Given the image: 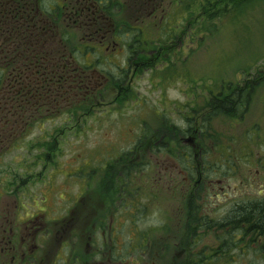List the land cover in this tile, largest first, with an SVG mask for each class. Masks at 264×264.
Here are the masks:
<instances>
[{
  "label": "rangeland",
  "instance_id": "rangeland-1",
  "mask_svg": "<svg viewBox=\"0 0 264 264\" xmlns=\"http://www.w3.org/2000/svg\"><path fill=\"white\" fill-rule=\"evenodd\" d=\"M118 2L120 6L114 9L112 23L124 32L128 28V17L132 15L129 7L133 10L134 4L129 0ZM164 2L155 17L149 18L145 13L140 20L139 27L145 31L149 46L144 60L133 69V73L126 63L129 54L126 39L120 38L115 46L110 36L112 27L107 25L109 39L100 51L91 52L90 63H86L81 50L75 54L76 62H72L76 66H91L86 75H93L91 84L96 89L92 91L89 84L90 88L80 100L88 98L84 94L94 93L95 105H76V100H71L70 106L74 107L59 108L60 112H54L49 120L34 122L31 132L9 137L10 141L4 145L8 148L0 158V262L33 264L32 258H43V264H48L62 257V249L66 247L65 256H69L71 263L75 258H82L91 264L97 253L104 262L106 257L113 256L129 264L137 261V264H144L142 252L136 250L133 255L140 260L129 254L128 246L133 237L141 242L144 236H148L146 239L156 251L163 243L174 244L178 226L189 223L185 218L189 202L200 209V215L210 214V192L188 201L192 190H186L184 179L178 177L181 182L171 183L170 174H160L155 167L160 159L151 156L150 159L147 157V161L154 164L151 168L144 164L133 171L131 184L135 207L129 209L130 216L128 213L114 214L118 217L115 225L120 220L123 229L117 233H107L105 229L104 235H94L93 241H88L87 255L84 253L85 244L79 237L83 208L77 197L81 180L102 176L101 167L105 162L132 154L134 158L135 147L147 140L142 136L144 128H158L157 118L147 109L152 108L153 112L162 110L161 100L182 102L176 120L180 130L194 127L196 122L201 126L207 120H202L209 111L207 100L232 93L245 80L258 82L252 100H256L255 107L264 104V0ZM210 10L220 13L210 18ZM192 12L196 17L193 24L184 20V16ZM168 16H181L182 21L174 23L175 19L170 18L171 23H166L164 17ZM88 28L92 27H75L73 44L84 41L82 49L94 45L89 42L94 30ZM166 33H170L171 40L159 41ZM160 46L162 49L155 52ZM85 56L87 58L88 54ZM115 82H119V88L113 87ZM191 100L198 102L193 105ZM170 116L168 118L174 123L175 113ZM249 118L262 122L264 127L262 110L253 111ZM206 122L207 130L202 126L205 133L201 136V143L209 160L210 153L219 158L227 152L232 156L231 163L241 167L245 161L243 155H255L257 150L264 149V136L248 134L244 125L233 129L227 117L216 118L212 128L210 119ZM167 136V145L170 142L174 145L172 140L178 136ZM165 158L168 163L172 161ZM185 160L184 156L178 159L186 164ZM117 198L115 195L111 200L103 194L102 199L99 198L101 210L106 206L118 208L122 201ZM73 210L68 221L71 227L64 231L63 222ZM128 225L136 230L131 232ZM9 240L11 244L7 243ZM95 240L103 245L98 246ZM112 240L122 242L125 247L109 250L107 246L113 245ZM22 257L25 261L21 260Z\"/></svg>",
  "mask_w": 264,
  "mask_h": 264
},
{
  "label": "flooded vegetation",
  "instance_id": "flooded-vegetation-1",
  "mask_svg": "<svg viewBox=\"0 0 264 264\" xmlns=\"http://www.w3.org/2000/svg\"><path fill=\"white\" fill-rule=\"evenodd\" d=\"M165 2L164 0H129V3L134 4V6L133 10L129 7L132 15L128 17V28L124 32H120V28H117L112 23L114 9L120 6L118 0H45L44 7L51 10L57 7L64 8V22H67L68 25L78 28L87 25L92 27L88 28L89 30H94L89 40L95 41L98 49H101L105 45L106 40L109 39L110 29H106V26H111L112 32L110 36L115 46L118 45L116 41H120V38L127 41L129 54L126 63L133 73V69L138 67L144 60L145 52H147L146 47L149 46L145 31L139 27L140 20L144 18L145 13L149 18L155 17L160 9L164 7ZM26 4L36 9L34 17L37 16L39 0H30ZM135 10L137 11L135 12ZM164 18L167 20L166 23H171L170 18L175 19L174 23H178V20L182 21L181 16ZM184 20L193 24L196 17L193 16L192 12V14L184 16ZM163 36L161 35L158 40L165 42L171 37L170 33L163 34ZM168 42L165 44L167 45ZM161 47L157 48L155 52L162 49ZM70 57L73 58V56ZM75 67L76 70L80 69L81 73H87L86 70H82L79 66L75 65ZM93 72L98 73L97 70H93ZM101 77L104 78L103 75ZM85 79V84H91L94 77L91 74L85 75ZM121 82L123 83L124 81ZM118 83H113V87L119 88L120 86H117ZM80 84H82V81L74 90H80L82 88ZM89 88L90 86L87 87V89ZM94 89L96 88H91L92 91ZM21 94V100H16L17 110L15 117L20 122L18 126L22 128V131L24 130L23 127L27 128L31 121H46L54 116V103L56 100H25L23 89ZM78 95L77 93L76 96ZM207 101L209 111L202 117V120L210 119V128H212L216 118L224 116L230 119V125L233 129H240L244 125L248 134L257 137L264 136L263 123L248 119L253 114V111L262 110L263 114L264 104H259L255 107L256 100H252V98L247 100L241 97H235L233 100ZM70 102L71 100H58V103L63 105L61 107L62 110L70 108ZM191 102L194 105L198 100H191ZM161 106L162 110H157L156 112H153L152 108H149L150 110L147 109L150 115L153 114L157 118L158 128H148V126L144 128L142 136L147 139L143 143L146 144L135 147L134 158L130 150L132 156H124L113 162H105L101 167L102 176L95 178L85 177L81 180L77 200L83 208L80 214L82 226L79 229L81 231L79 237L85 244L84 253L87 255L90 247L88 241H93V237L97 233L104 235L105 229L108 230L107 233H117L123 229V225H120V220L118 225H115L118 217L114 214L120 212L121 215L122 213L123 215L128 213L127 216H130L129 213L131 211L129 209L135 207L133 200L134 187L131 184L133 168L135 165L142 166L144 164H148V168H151L154 164L151 161H147V159L155 156L156 159H160V162L155 164L160 174H170L173 180L171 183L181 182L178 177H182L186 190L191 188L192 192L188 201L199 199L204 192H210V214L205 215L209 223H193L197 217L193 216V211L190 210L191 203L189 202L187 205L189 206V212L187 211L188 214L186 213L185 215L189 223L185 226H178L174 244L163 243L156 248V251H153L150 241L146 239L148 236H144L145 239L141 242L136 241L133 237L132 242L128 246V251L132 258H135L133 257L135 251L139 250V252H142L144 264H264V223L262 222V214L264 212V149L257 150L255 155L252 153L243 155L245 161L241 167L231 163L232 156L227 152H224L219 158H215V155L210 153L209 160L208 152L201 143V136L205 133V129L202 127L203 124L199 126L196 122L194 127L180 130L176 120L179 115L178 110H182V102L161 100ZM2 109L3 106L0 105V125L3 120H6V115L1 113ZM171 113H175L174 123L168 118ZM167 131L169 132L167 134H171L174 138L178 136L177 139L172 140L175 143H173L174 145H172V142L167 145ZM7 132L5 129H0V135ZM184 133L185 135H183ZM169 152L174 154L168 155ZM182 156L185 157L186 164L178 161ZM165 157L173 162L170 161L168 163ZM137 159L139 160L137 161ZM84 168L86 169V165ZM125 171H127L126 174ZM85 173L88 174V171ZM115 173H117V176H115ZM94 180L95 182L92 183ZM103 194L108 198H112L111 200H113L115 195L118 196L119 198L117 199L122 201L119 206L121 208H108L106 206L105 212L104 210L102 211L100 199H102ZM71 213L73 214L74 210L69 212L68 220L63 222L65 225L62 227L63 230L71 227V224L68 223L72 217L70 216ZM201 215L198 216V219H201ZM119 226L120 228H118ZM128 227L131 232L136 230L134 226L128 225ZM94 242L98 246L103 245L98 240ZM7 243L11 244L12 241L9 240ZM106 243L109 245L108 241ZM111 243L113 244L112 246H107L109 250L118 246L125 247L119 241L114 243L112 240ZM65 249L66 247H63L64 255L62 257L57 258L54 262L47 261L48 264H60V262L61 264H76V262L88 264L82 258L78 260L75 258L71 263L69 256H65ZM156 254L158 256L155 257L154 255ZM92 258L94 262L91 264H129L124 259L121 261L116 260L113 256L106 257L104 262L101 255L97 253ZM42 259L32 258L31 263L43 264ZM135 259L140 260L138 258ZM21 260L25 261L23 257ZM137 263L138 261L134 262V264ZM0 264L4 263L0 262Z\"/></svg>",
  "mask_w": 264,
  "mask_h": 264
},
{
  "label": "trees",
  "instance_id": "trees-1",
  "mask_svg": "<svg viewBox=\"0 0 264 264\" xmlns=\"http://www.w3.org/2000/svg\"><path fill=\"white\" fill-rule=\"evenodd\" d=\"M29 1L0 0V105L3 106L1 113L6 115L0 129L8 131L0 135V158L5 153L3 151L8 148L4 145L10 141L9 137L31 132L34 122L36 123L31 121L23 131L18 126L20 122L15 117L16 100H21L22 89L25 100H56L54 112H60L59 108L63 106L58 100H76V105H89L94 103L95 98L94 93L84 94L88 98L80 100L89 84H85L86 74L81 73L80 69L76 70L73 63L76 62L75 54L80 50L84 53L86 63H90L92 53L100 50L95 46L96 42L89 40L90 44L94 45L84 49H82L85 46L84 41L73 44L75 27L64 22V8L57 7L51 10L44 7L45 0H39L38 14L34 17L36 9L26 4ZM219 13L220 11L216 14ZM216 14L210 10V18L216 17ZM87 54L88 59L85 56ZM79 67L87 72L91 68L88 64ZM81 81L82 88L73 91ZM257 86L258 82L245 80L244 84L236 86L232 93L213 96L211 100H233L235 97L249 100ZM206 121L202 125L205 129L208 125ZM138 168L139 166L135 165L133 171H137ZM190 210L193 211V216L197 217L193 223H209L205 215L198 219L199 208L190 204ZM262 222L264 223V212Z\"/></svg>",
  "mask_w": 264,
  "mask_h": 264
}]
</instances>
